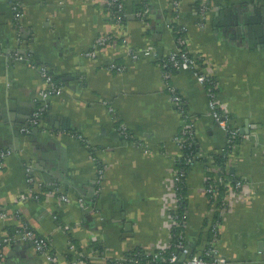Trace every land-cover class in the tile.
<instances>
[{
	"label": "crops",
	"instance_id": "0c3cea01",
	"mask_svg": "<svg viewBox=\"0 0 264 264\" xmlns=\"http://www.w3.org/2000/svg\"><path fill=\"white\" fill-rule=\"evenodd\" d=\"M143 1L151 11L139 17ZM173 1L124 0L127 14L119 19L105 0H21L22 33L12 0H0V152L10 150L0 172V210L9 213L0 217V235L24 220L59 249L71 238L86 256L78 264H107L137 246L152 251L169 243L172 178L182 152L175 136L186 119L166 88L161 58L175 47L176 18L187 27L190 52L213 73L231 126L249 128L226 159V176L245 183L228 200L217 241L226 257L222 264H264V22L251 19L264 14V0H180L177 13ZM239 9L250 19L242 33L227 17ZM102 35L114 40L96 56L86 55ZM146 48L155 53L132 57L133 50ZM17 50L30 57L15 59ZM43 66L64 89L49 98L41 123L26 133L22 128L46 85ZM172 82L187 99L202 151H220L229 134L212 115L206 87L190 69L174 72ZM99 163L106 172L95 196ZM28 164L52 192L33 196L38 186L28 182ZM205 183L198 161L186 192L187 239L199 248L217 212ZM0 264L51 262L31 243L18 241L5 248Z\"/></svg>",
	"mask_w": 264,
	"mask_h": 264
},
{
	"label": "built area",
	"instance_id": "2783aa9c",
	"mask_svg": "<svg viewBox=\"0 0 264 264\" xmlns=\"http://www.w3.org/2000/svg\"><path fill=\"white\" fill-rule=\"evenodd\" d=\"M109 7L114 11L115 15L119 19L127 14L125 9L124 0H105ZM174 11L177 13L180 8V0H174ZM12 9L14 11V17L16 25L19 28L20 32L23 33L24 25L22 24L24 11L22 7L21 0H12ZM208 9V5L203 3L202 5V14L204 15ZM151 11L150 5L145 4L144 8L137 10L135 14L139 17L146 16ZM176 19V18H175ZM174 19V22H175ZM179 24V23H178ZM181 28L174 29L175 32V47L167 55L161 64L164 68V81L166 82V88L171 94V98L177 105V108L180 110L186 123L181 129V131L175 136V141L180 146L182 152L179 156H184L183 149L187 144H193L199 140L197 135L196 122L191 119V115L187 109V99L178 90L177 86L172 82L174 72L190 69L197 76L198 80L206 87L208 95L210 97V108L213 117L219 126L224 128L230 137L227 139L226 144L220 150L226 157H228L230 149L235 145L234 137L241 134L239 128H234L230 124L229 114L224 111L218 103L217 100V82L213 80L214 75L209 70V67L204 58L192 54L188 47L187 39V27L180 24ZM114 40L112 35H102L97 38L92 49L89 50L86 55L96 56L99 48L106 44H109ZM126 41V39H125ZM153 54L154 50L150 48L139 50H133L132 57L134 59L138 58L141 54ZM27 57H30L29 54L22 53L17 50L14 52V58L17 60H24ZM117 67L118 70H124L123 65H112ZM41 72L46 82V85L40 91L39 96L37 97V107L34 110L32 116L28 122L23 126L22 130L26 133H31L32 129L38 126L42 118L45 115V112L49 106V98L52 95L61 93L64 89V84L58 81L54 75L49 71L45 66L41 67ZM127 126L122 124V133L127 134ZM78 138L83 139L84 137L80 133L73 132ZM229 136V135H228ZM200 145V142H199ZM10 153V150H5L0 152V172L5 166V159ZM203 159V160H202ZM186 163L189 165L187 170L180 168L175 170L172 178V187L174 191L175 204L170 209L169 212V227L172 236L178 235V240L176 246L180 248L181 255L173 254L172 256H167L162 252L153 253V257L149 260V264H160L163 261L177 262L182 261V264H222L226 261V257L223 256L218 248V243L216 237L220 235L222 231L223 221L225 220V215L227 214V207L229 205V199L231 196L236 195L239 190L244 186L245 179L242 177L230 179L226 176L225 167L222 163L215 161L213 153H204L202 149L196 151L190 156L186 157ZM202 160V161H201ZM201 161L203 162L206 170V183L205 190L208 193L209 199L212 204H215L216 213L209 221L207 227L209 233L211 232L212 238L209 236L206 238L205 244L202 248L198 246H193L187 239V230L190 226V218L188 209L185 213L180 214L179 211V201L181 200L180 194V183L185 182V179L188 177V173L193 165ZM32 164H28V182L30 184H35L38 186V191L33 193V196L37 199L40 198L41 193L52 192V190L44 189V184L41 181H36L35 176L32 172ZM106 168L102 163H99L97 176H96V188L95 196L100 195L102 191V186L104 183ZM209 173L212 174L209 179ZM34 185V186H35ZM61 199L64 201H70L71 198L68 194H61ZM78 201L81 203H86L84 197H79ZM217 215V217H216ZM9 213L7 210H0V217L7 218ZM65 229H70V225H66ZM174 230H179L178 233H174ZM18 241L31 243L39 252L46 255L51 264H78L86 256L83 255V252H80L76 243L70 238L67 241V247L65 250L59 249L54 245V242L50 236L40 235L34 229L28 225L27 222L22 220L19 224L13 228H8L6 232L0 235V263L4 261L5 248L11 244H14ZM171 241V239H170ZM163 245L164 248L168 247L170 244ZM79 250V251H78ZM131 251V250H130ZM128 251L120 258H114L116 264H139V256L131 255ZM71 256V258H70ZM108 264V261H107Z\"/></svg>",
	"mask_w": 264,
	"mask_h": 264
},
{
	"label": "trees",
	"instance_id": "16d2710c",
	"mask_svg": "<svg viewBox=\"0 0 264 264\" xmlns=\"http://www.w3.org/2000/svg\"><path fill=\"white\" fill-rule=\"evenodd\" d=\"M145 4H147V2L145 3V1L141 2L140 4L137 5V10H141L144 8ZM124 18V17H123ZM174 25V29H178L181 28V25L178 24L177 22H173L172 23ZM165 58H167V56H163V58H161V61H163ZM213 80H215V77L213 78ZM77 133V132H75ZM230 137V134H229ZM241 138V134L236 135L234 137V141L237 142L239 141V139ZM200 145H199V140H197V142H194L193 144H187L184 149H183V153L184 156H178L176 159V163H175V168L180 169V168H184L185 170L188 171V167L189 165H187L186 163V157L192 155L193 153H195L196 151L200 150ZM214 155V159L215 161H218L220 163L223 164L224 167H227V163H226V159L227 157L221 153L220 151L213 153ZM203 160V159H202ZM201 160V161H202ZM212 174L209 173V179L212 177ZM235 178V177H234ZM186 186H187V179H185V182H181L180 183V194L181 196V200L179 201V211L180 214L185 213L186 209H188L189 206V198L186 192ZM217 214V213H216ZM217 217V215H216ZM179 230H174V233H178ZM212 233H209V238H212ZM219 236L216 237V241H218ZM178 240V235H173L170 241V244L168 245V247L164 248L163 246L157 247L156 249L152 250V251H148L144 246H137L135 248H133L129 254L133 255H138L139 256V264H149V260H151V258L153 257V253L156 252H162L167 255V256H172L173 254H177V255H181V250L179 247L176 246ZM71 258V256H70ZM108 264H116L115 263V259L114 258H110L108 260ZM160 264H182V261L179 260L177 262H169V261H163Z\"/></svg>",
	"mask_w": 264,
	"mask_h": 264
},
{
	"label": "water",
	"instance_id": "95a60500",
	"mask_svg": "<svg viewBox=\"0 0 264 264\" xmlns=\"http://www.w3.org/2000/svg\"><path fill=\"white\" fill-rule=\"evenodd\" d=\"M226 13H228V10ZM246 14V11L239 9L236 14H233L232 18L230 15H227V17L229 18L228 21H230L229 23L234 24L236 26V30L240 31V33L243 32V28H247L248 30L250 29V26L245 25L248 24L250 20L248 17H245ZM255 18L258 19V21H260L261 23L264 22V14L262 12H258L257 16H251L252 20H254ZM261 26L264 27V24L262 23ZM248 131L249 128L246 127L240 129L241 133H246Z\"/></svg>",
	"mask_w": 264,
	"mask_h": 264
}]
</instances>
